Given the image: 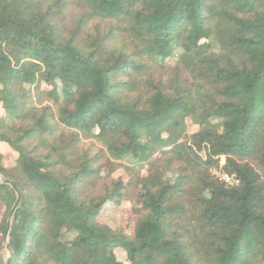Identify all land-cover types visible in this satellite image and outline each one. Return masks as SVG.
Returning <instances> with one entry per match:
<instances>
[{
    "label": "trees",
    "instance_id": "trees-1",
    "mask_svg": "<svg viewBox=\"0 0 264 264\" xmlns=\"http://www.w3.org/2000/svg\"><path fill=\"white\" fill-rule=\"evenodd\" d=\"M0 143V264H264V0H0Z\"/></svg>",
    "mask_w": 264,
    "mask_h": 264
},
{
    "label": "rangeland",
    "instance_id": "rangeland-1",
    "mask_svg": "<svg viewBox=\"0 0 264 264\" xmlns=\"http://www.w3.org/2000/svg\"><path fill=\"white\" fill-rule=\"evenodd\" d=\"M0 151L4 153V155L7 156L8 159L12 158L11 152L8 150L6 145L2 143H0ZM135 170H137V167H134V170L130 168V170L124 176L125 181L130 183L127 191L122 198L121 204L109 205L102 210L100 219L104 222L110 223L112 225L117 222L126 224L128 220L127 218L131 217L136 204L137 206L139 205L140 195L136 184L137 179H140L142 174L136 172ZM115 254L117 256V259L122 261V259L124 258L123 251H116Z\"/></svg>",
    "mask_w": 264,
    "mask_h": 264
},
{
    "label": "water",
    "instance_id": "water-1",
    "mask_svg": "<svg viewBox=\"0 0 264 264\" xmlns=\"http://www.w3.org/2000/svg\"><path fill=\"white\" fill-rule=\"evenodd\" d=\"M3 182L9 183L16 191V200H15V202H14L12 208H11V212H10V214H11L13 212V210L16 208V206L18 205V203H19L20 194H19V191L17 190V188L15 187V185L12 182H9L7 180H3Z\"/></svg>",
    "mask_w": 264,
    "mask_h": 264
}]
</instances>
